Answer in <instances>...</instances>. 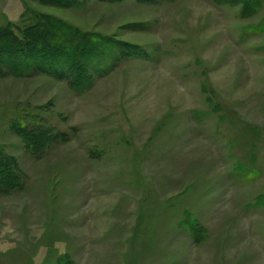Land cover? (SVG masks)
<instances>
[{"label": "rangeland", "instance_id": "1", "mask_svg": "<svg viewBox=\"0 0 264 264\" xmlns=\"http://www.w3.org/2000/svg\"><path fill=\"white\" fill-rule=\"evenodd\" d=\"M69 1L0 0L102 46L0 67V264H264V0Z\"/></svg>", "mask_w": 264, "mask_h": 264}, {"label": "trees", "instance_id": "2", "mask_svg": "<svg viewBox=\"0 0 264 264\" xmlns=\"http://www.w3.org/2000/svg\"><path fill=\"white\" fill-rule=\"evenodd\" d=\"M50 20L52 22L51 18ZM60 28L49 25L38 27L26 31L23 37H19L10 26L0 29V67L5 66L17 75H28L31 74L28 68L33 64L44 65L47 67L45 71L49 69L47 72L51 70L50 68L56 74L66 72L65 79L71 87L80 88L86 85L89 82L87 78H90L88 61L102 48L98 44L100 37L98 34L92 37L87 32L73 33L76 38L74 40L67 34L63 36ZM56 61H62L63 69L55 65ZM6 167H8L7 163L1 160L0 169L7 171L6 176L12 177L11 170H7ZM11 179L7 185L16 186L15 180Z\"/></svg>", "mask_w": 264, "mask_h": 264}]
</instances>
